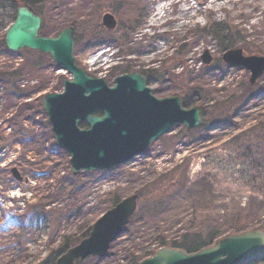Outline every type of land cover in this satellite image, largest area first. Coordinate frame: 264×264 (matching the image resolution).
Instances as JSON below:
<instances>
[{
    "label": "rangeland",
    "instance_id": "rangeland-1",
    "mask_svg": "<svg viewBox=\"0 0 264 264\" xmlns=\"http://www.w3.org/2000/svg\"><path fill=\"white\" fill-rule=\"evenodd\" d=\"M42 12L44 35L74 27L81 68L108 84L127 65L156 71L157 96L189 94L203 127L175 126L125 164L74 176L41 108L71 75L48 55L0 47V264H38L133 194L137 211L108 255L83 264H128L159 238L227 235L239 217L248 229L264 227V73L250 84V73L224 64L215 40L198 32L224 20L240 39L235 48L264 57V0H45ZM105 12L115 15L113 31L100 24ZM14 18L0 0V42Z\"/></svg>",
    "mask_w": 264,
    "mask_h": 264
},
{
    "label": "water",
    "instance_id": "water-1",
    "mask_svg": "<svg viewBox=\"0 0 264 264\" xmlns=\"http://www.w3.org/2000/svg\"><path fill=\"white\" fill-rule=\"evenodd\" d=\"M41 23V17L31 8L20 6L3 41L12 52L28 49L49 55L59 69L71 75L70 80L63 81L61 92L43 96L41 107L56 144L69 154L73 175L125 164L173 127L194 129L201 123L198 107L184 108L179 96L157 98L137 72L117 76L112 87L103 78L88 76L73 56L74 28L68 26L56 36H44L39 33ZM101 24L112 30L116 20L105 13ZM221 58L230 67L248 70L251 84L264 73V57L244 56L240 48L225 51ZM201 60L209 65L212 56L205 50ZM80 123L87 128H80ZM12 172L21 179L14 169ZM138 199L133 194L107 209L92 224L88 237L63 253L56 264H74L89 256L106 257L110 244L134 215ZM261 251L264 229H253L218 238L192 253L161 247L139 264H241Z\"/></svg>",
    "mask_w": 264,
    "mask_h": 264
},
{
    "label": "trees",
    "instance_id": "trees-1",
    "mask_svg": "<svg viewBox=\"0 0 264 264\" xmlns=\"http://www.w3.org/2000/svg\"><path fill=\"white\" fill-rule=\"evenodd\" d=\"M6 2L9 3L10 7L13 8V17L16 15V9L19 6H25L32 8L34 12L42 16L43 12V4L45 0H6ZM118 4L116 6H112V12L118 13L121 9L122 5L121 3L117 2ZM41 28V33H42ZM200 34H203L204 36H209L210 38L214 39L216 42V46L218 49L223 52L224 50H227L229 48L235 47L238 41L240 40L237 35H235L228 23H226L224 20L220 22H210L207 26L201 28L198 30ZM43 34V33H42ZM77 42V38H76ZM0 47H3L6 49L3 40L0 42ZM179 50H182V47H179ZM132 66L127 65L123 71L131 70ZM156 71L149 70L146 74L148 82L152 81L154 78V74ZM7 75V74H6ZM18 75L17 71L10 72L8 74V77L16 78ZM7 77V78H8ZM181 103L183 107H190L191 106V100L189 94H184L181 97ZM203 125H200L197 130L202 129ZM119 199H116L112 202V206L115 205ZM91 226V225H90ZM90 226L87 227V229L84 230L82 234H80L78 240L72 239V240H65L56 250H54L47 258L39 262L38 264H55L56 259L63 254L69 247L73 246L77 242H79L81 239L85 238L90 231ZM264 229V227H261ZM245 229H248V226L246 223H241V217L234 220L233 224H230L228 228H226L224 231L233 233H238L240 231H243ZM220 231V232H219ZM223 231V230H222ZM230 233V234H231ZM221 235V230L213 229L212 231L208 232L207 234H202L200 232H196L193 234H183L182 237L179 240H173V241H167L164 238H159L158 247L168 246L173 248H182L186 250L187 252H194L199 250L200 248L210 245L214 242V240ZM155 250L152 251H143L141 255L132 257L128 264H138L140 260L143 258H146L154 253ZM258 257V258H257ZM75 264H83L82 262H76ZM244 264H264V252L258 253L250 258V260Z\"/></svg>",
    "mask_w": 264,
    "mask_h": 264
},
{
    "label": "flooded vegetation",
    "instance_id": "flooded-vegetation-1",
    "mask_svg": "<svg viewBox=\"0 0 264 264\" xmlns=\"http://www.w3.org/2000/svg\"><path fill=\"white\" fill-rule=\"evenodd\" d=\"M130 72H139V73L143 74L144 77H145V79H146V81H147V76H146L145 72H143V71H141V70H138V69H136V68H133L132 70H130V71H128V72H125V73H130ZM155 94H156V93H155ZM156 96H157V94H156ZM97 115L100 116L101 113H98Z\"/></svg>",
    "mask_w": 264,
    "mask_h": 264
}]
</instances>
